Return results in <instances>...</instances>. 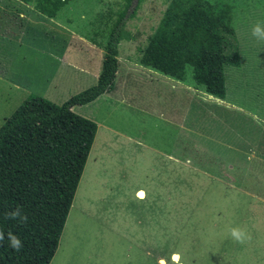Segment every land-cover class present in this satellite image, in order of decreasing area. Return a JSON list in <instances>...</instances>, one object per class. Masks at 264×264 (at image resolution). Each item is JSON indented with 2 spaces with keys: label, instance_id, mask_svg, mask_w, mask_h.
Masks as SVG:
<instances>
[{
  "label": "rangeland",
  "instance_id": "374dc122",
  "mask_svg": "<svg viewBox=\"0 0 264 264\" xmlns=\"http://www.w3.org/2000/svg\"><path fill=\"white\" fill-rule=\"evenodd\" d=\"M169 1L71 0L49 18L36 10L35 0H0V73L6 75L0 74V125L32 93L61 103L77 89L93 85L86 81L88 71L96 70L108 31L126 8L134 13L126 20L118 44L120 60L139 61ZM208 1L231 6L239 40L240 64L226 69L225 98L196 85L187 66L184 83L196 88H188L192 98L189 94L181 98L167 84L161 93L147 86L130 94L128 103L116 105L110 115L109 101L80 111L106 119L157 147L176 148L183 161L180 180L167 177L163 189L162 181L156 179L150 182L148 196L140 197L137 190L134 197L128 187L129 167L138 172L144 170V163L129 154L135 159L123 167L127 179L111 176L114 152L101 149L108 142L115 147L120 139H108L100 132L67 220L68 233L92 240L89 247L110 231L86 217L95 206L105 216L117 205L149 206L153 211L148 223L141 219L134 234L159 236L166 256L178 250L188 264L216 263L222 238L230 237L229 229L238 227L251 234L253 223L259 226L264 221V41L251 34L257 23L264 26V0ZM83 64L88 70L85 75L78 69ZM161 111L165 122L158 115ZM178 114L188 129L179 130ZM94 156L98 159L92 160ZM153 167L157 164L151 162ZM165 174L173 173L167 168ZM111 180H116L115 189ZM177 257L172 255L174 260Z\"/></svg>",
  "mask_w": 264,
  "mask_h": 264
},
{
  "label": "trees",
  "instance_id": "16d2710c",
  "mask_svg": "<svg viewBox=\"0 0 264 264\" xmlns=\"http://www.w3.org/2000/svg\"><path fill=\"white\" fill-rule=\"evenodd\" d=\"M70 1L35 0V8L53 18ZM133 13L126 8L112 23L95 84L61 103L32 93L0 125V229L12 231L24 243L16 252L5 240L0 264L51 261L97 129L95 121L72 107L93 101L113 84L118 44ZM139 63L177 80L185 79L190 66L196 85L225 98L226 69L240 64L231 6L170 0ZM17 206L29 217L27 224L5 219L4 213Z\"/></svg>",
  "mask_w": 264,
  "mask_h": 264
},
{
  "label": "crops",
  "instance_id": "0c3cea01",
  "mask_svg": "<svg viewBox=\"0 0 264 264\" xmlns=\"http://www.w3.org/2000/svg\"><path fill=\"white\" fill-rule=\"evenodd\" d=\"M102 52L104 53V51ZM102 58L103 54L101 55V59L99 60L95 71H88L85 66L86 64H83L82 66L79 65L78 69L84 75L86 71H88L86 81L89 80V82L93 81V84L96 83L98 75L101 71ZM117 59V71L113 84L109 87V89L89 103L75 105L72 107L74 112L95 121L97 124L95 137L89 150L82 174L88 160L91 157L98 135L100 132H103L108 139L113 137L120 139L119 144L115 145V147L110 145L108 142L101 149L105 150V152H114L112 160L116 164L114 165V168L110 169L111 176L115 174L118 179H122L123 177L127 179V173L124 175L123 167L126 165V168H128L127 164H133L135 159V156L129 154H136V160H139V157L141 158L144 163V170L141 169V171L134 172L133 168L129 167L130 182L128 183V187L131 189L134 197L137 190L138 195L140 197H144L145 193L148 196L151 192L147 191V189L151 188V181H155L156 179L161 180V186L164 189L167 177L170 178V180L174 179V181L180 180L181 166L183 163L182 153H177L176 148L166 150L165 148L152 145L140 137H136L125 132V129L110 125L105 121L106 119L104 120L97 117H90L88 113H82L80 111L83 107H88V105H99L100 101H109L111 109L108 111V114L110 115L111 112L115 111L116 105L123 102L128 103L130 94L136 95L138 90L143 91V87L147 86L152 87L151 91L159 90L161 93L165 91L167 84L168 88L181 95V98L185 94H189L190 98H192L191 93L193 92L188 88L191 87L194 88V90H196V88L192 85L185 84V79L177 80L173 77L166 76L151 67L141 65L139 61H121L119 48ZM0 74L2 76H6L3 75V73ZM1 78L2 77L0 76V79ZM16 87L22 86L17 84ZM79 90L82 89H77L75 93H78ZM68 98L65 96L63 100L65 101ZM52 100L53 99L51 98V101ZM158 115L162 117L165 122L164 113L161 111ZM178 116L179 119L175 122H178L179 130H182L183 128L188 129L183 126V122L179 114ZM97 159L98 157L96 156L92 157V160ZM151 162L157 164V168H150ZM167 168L173 173L172 175L169 174L166 176L165 171ZM152 171L155 174H153V176L150 174ZM159 172H162V175L158 176ZM116 180H111L113 182V188ZM134 180L135 183H133ZM141 193H143V195H140ZM70 208L58 240L56 251L49 264H188L186 262V258L182 259V254L178 250H176V253H172L170 255L168 254V256H166L165 249L163 248L164 240L161 243V238L159 236L149 238L148 235L137 236L134 234L133 229L136 225L141 224V219L144 221V218H146L147 223L150 219V215L153 210H151L147 205H117L110 209L111 212H109V216H105L102 212H100V207L95 206L93 209L90 208V210L87 211L88 215L86 217L89 216L88 218L91 222L94 220V222L100 226L106 225L110 227V231L108 233L99 235V238L96 240L95 247H89L88 245L93 241L90 240V242H88L82 237L81 233H73V235L72 232L68 233L69 230L67 229V220L70 214ZM128 213H130V217H127ZM124 222H126L125 227L123 226ZM256 225V223H253L251 240L244 244L236 243L231 237H223L220 245L221 248L219 251L217 250L216 263L212 264H264V221H260L259 226ZM151 246H153V248ZM189 251L186 250L185 253L188 255ZM173 254L178 256L176 260L172 258ZM161 261H163V263Z\"/></svg>",
  "mask_w": 264,
  "mask_h": 264
},
{
  "label": "clouds",
  "instance_id": "9594fccd",
  "mask_svg": "<svg viewBox=\"0 0 264 264\" xmlns=\"http://www.w3.org/2000/svg\"><path fill=\"white\" fill-rule=\"evenodd\" d=\"M252 36L257 40L264 41V26L261 23H257L252 28ZM5 219L15 220L18 224H27L29 217L22 211V208L17 206L14 209H11L4 213ZM229 236L236 243L244 244L247 241L251 240V234L248 233L245 229L234 227L229 229ZM7 237V238H6ZM5 240H7V246L12 250L19 252L24 247L22 239L14 234L12 231L5 233L3 229H0V246L4 245Z\"/></svg>",
  "mask_w": 264,
  "mask_h": 264
},
{
  "label": "snow or ice",
  "instance_id": "6c2138e0",
  "mask_svg": "<svg viewBox=\"0 0 264 264\" xmlns=\"http://www.w3.org/2000/svg\"><path fill=\"white\" fill-rule=\"evenodd\" d=\"M140 195H143V193H141Z\"/></svg>",
  "mask_w": 264,
  "mask_h": 264
}]
</instances>
